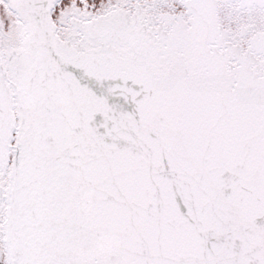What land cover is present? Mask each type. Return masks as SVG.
Segmentation results:
<instances>
[{"label": "snow or ice", "instance_id": "obj_1", "mask_svg": "<svg viewBox=\"0 0 264 264\" xmlns=\"http://www.w3.org/2000/svg\"><path fill=\"white\" fill-rule=\"evenodd\" d=\"M0 264H264V0H0Z\"/></svg>", "mask_w": 264, "mask_h": 264}]
</instances>
